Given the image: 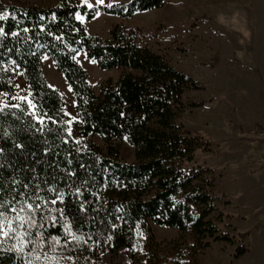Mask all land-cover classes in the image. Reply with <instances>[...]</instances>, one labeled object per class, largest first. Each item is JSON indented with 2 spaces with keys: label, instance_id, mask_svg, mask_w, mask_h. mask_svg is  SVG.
I'll return each mask as SVG.
<instances>
[{
  "label": "trees",
  "instance_id": "obj_1",
  "mask_svg": "<svg viewBox=\"0 0 264 264\" xmlns=\"http://www.w3.org/2000/svg\"><path fill=\"white\" fill-rule=\"evenodd\" d=\"M78 2L60 0L51 9L0 8V94L15 95L21 74L33 104L32 109L26 99L15 98L0 109V195L7 201L17 192L28 193L42 204L45 217L44 227L32 229L29 237L37 241V232L44 235L36 252L30 243L18 253L14 239L0 236V264H98L103 252L125 249L133 264H198L202 251L230 241L218 228L223 214L212 171L187 167L210 145L181 124L185 112L196 107L186 104V93L202 87L140 45L125 27L115 26L102 38L92 36L78 18L93 21L104 14L129 20L162 8L165 0L92 8ZM82 53L103 71L124 73L97 93L78 61ZM44 56L72 90L78 141L68 132L63 96L44 76ZM95 136L104 147L90 140ZM124 139L135 148L133 163L121 157ZM60 194L63 202L52 204ZM65 223L80 241L65 235ZM154 226L175 229L178 237L159 243ZM44 252L56 259L46 262ZM244 254L239 248L236 258Z\"/></svg>",
  "mask_w": 264,
  "mask_h": 264
},
{
  "label": "rangeland",
  "instance_id": "obj_2",
  "mask_svg": "<svg viewBox=\"0 0 264 264\" xmlns=\"http://www.w3.org/2000/svg\"><path fill=\"white\" fill-rule=\"evenodd\" d=\"M130 0H87L94 6ZM60 0H0L1 7L51 9ZM85 5V0H79ZM92 36L107 38L115 26L131 31L137 42L161 56L178 71L195 79L202 89L188 91L189 108L181 120L185 131L210 145L200 150L188 168L211 170L216 178L217 206L223 214L218 228L230 241L212 244L198 256V264H264V0H165L162 8L136 14L129 20L100 14L93 21L79 19ZM78 61L89 83H117L123 70L103 71L82 53ZM44 76L64 98L70 136L78 141L79 120L72 90L50 58L41 60ZM16 94H0V109L10 100L31 94L21 74ZM90 140L100 147L97 136ZM124 162L135 161V148L124 139ZM159 243L178 237L175 229L154 226ZM239 248L245 254L236 258ZM98 264H133L130 250L105 251Z\"/></svg>",
  "mask_w": 264,
  "mask_h": 264
},
{
  "label": "snow or ice",
  "instance_id": "obj_3",
  "mask_svg": "<svg viewBox=\"0 0 264 264\" xmlns=\"http://www.w3.org/2000/svg\"><path fill=\"white\" fill-rule=\"evenodd\" d=\"M104 0H97V3H103ZM88 8H92L93 5L88 3L85 0ZM108 7H112L111 4L107 5ZM3 18V17H0ZM79 19H83L78 16ZM3 32V29H0V33ZM23 99V98H21ZM26 187V186H25ZM48 191H54V189H49ZM20 196H23V199H19ZM36 200H43L42 197L36 196ZM57 200L63 202V195L60 194L57 199H53L51 201L52 204H56ZM31 201V202H30ZM42 204L36 203L32 200V197L28 193H19L17 192L12 196L10 200H3V196L0 195V236H3L7 239H14L16 243L12 246L15 251L18 253H24L25 248L30 244H35L36 246L32 249V252H36L37 248H42L44 246V235L42 232H37V241H32L29 239L32 235V229L37 227L43 228V221L45 219L44 216L41 215ZM61 213H63L62 209H59ZM11 213L12 215H9ZM38 219L40 223L38 224ZM52 220V223L55 224V218H49ZM64 232L66 236H71L72 240L80 241L82 237L77 236L74 232H72L70 225L67 223L64 224ZM52 241L54 244H59V238L53 236ZM10 251L12 249H9ZM53 252L55 248L53 247ZM44 259L46 262L55 260V256H48L47 252L43 253ZM40 255L35 256V260H40ZM69 259H71L69 257ZM26 264H33L32 260L26 261Z\"/></svg>",
  "mask_w": 264,
  "mask_h": 264
}]
</instances>
